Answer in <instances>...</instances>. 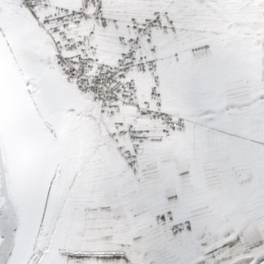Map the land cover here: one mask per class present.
<instances>
[{"label":"snow or ice","instance_id":"obj_1","mask_svg":"<svg viewBox=\"0 0 264 264\" xmlns=\"http://www.w3.org/2000/svg\"><path fill=\"white\" fill-rule=\"evenodd\" d=\"M0 264H264V0H0Z\"/></svg>","mask_w":264,"mask_h":264}]
</instances>
